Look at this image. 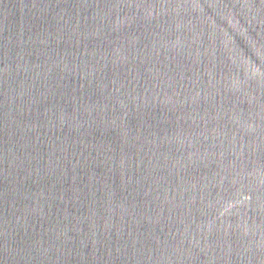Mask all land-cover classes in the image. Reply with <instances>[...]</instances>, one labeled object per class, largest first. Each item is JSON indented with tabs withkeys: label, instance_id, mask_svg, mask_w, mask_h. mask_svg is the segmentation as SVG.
Returning a JSON list of instances; mask_svg holds the SVG:
<instances>
[{
	"label": "water",
	"instance_id": "1",
	"mask_svg": "<svg viewBox=\"0 0 264 264\" xmlns=\"http://www.w3.org/2000/svg\"><path fill=\"white\" fill-rule=\"evenodd\" d=\"M0 264H264V0H0Z\"/></svg>",
	"mask_w": 264,
	"mask_h": 264
}]
</instances>
